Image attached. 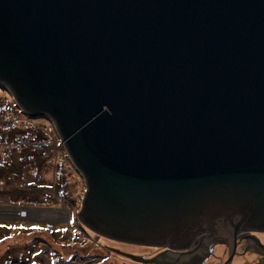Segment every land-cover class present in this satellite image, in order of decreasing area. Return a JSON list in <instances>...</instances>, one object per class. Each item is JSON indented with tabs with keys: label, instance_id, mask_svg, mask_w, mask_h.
<instances>
[{
	"label": "water",
	"instance_id": "water-1",
	"mask_svg": "<svg viewBox=\"0 0 264 264\" xmlns=\"http://www.w3.org/2000/svg\"><path fill=\"white\" fill-rule=\"evenodd\" d=\"M0 88L54 125L96 234L264 248V0H0Z\"/></svg>",
	"mask_w": 264,
	"mask_h": 264
},
{
	"label": "rangeland",
	"instance_id": "rangeland-1",
	"mask_svg": "<svg viewBox=\"0 0 264 264\" xmlns=\"http://www.w3.org/2000/svg\"><path fill=\"white\" fill-rule=\"evenodd\" d=\"M0 100L3 106L8 104L13 108L18 107L12 95L5 91L0 90ZM21 120H19L20 127L18 131L16 129L10 130L9 135H7V132H2L5 137L9 136L10 139L6 138L8 141H11L17 133H21L20 131L24 127L21 125ZM48 120L45 118L34 119L36 125L51 124ZM54 130L56 144L52 142L45 152L39 150L40 146L36 145V151L26 148L20 153L13 152L10 159H3L0 150V210L3 208L4 217H8V211L5 207L11 208L13 205H19V203L21 204L19 206L28 207L31 199L38 201L39 204L43 203L41 204L42 207L49 209V212L60 211L64 213L63 216L61 215L59 218L50 221H41L37 219L38 216L35 214L31 219L23 221L19 218L14 220V218L0 217V224H15L12 225L13 230L11 227L9 229L1 227L0 229V264H123L128 258H120V254L112 249L128 251V253L133 251V254L139 255L155 254L158 250H154L155 248L152 247L134 244L123 245L106 237L102 238L104 241L102 239L99 241L101 235L98 234V237H96L95 233L93 235L87 233L88 236H85L81 235V230L79 240H75L74 237H79V234L78 232L72 233V231L76 226L79 228V222L80 225L82 223L79 216L86 190L81 175L74 170L73 165L65 158L64 148L58 146L59 140L56 136L55 127ZM61 162L63 165L56 169V166L60 165ZM60 167H62L60 173L67 171V176H63L62 182L58 181V187L54 188L57 181L56 173ZM40 186L43 189H39ZM17 222L41 223L45 226H41L43 228L42 232H34L27 239L23 237L17 239L19 237H15L14 232H26L29 229V226ZM31 229H33V226H31ZM9 235L13 236L7 238ZM252 235L259 237L264 243L262 238L264 232H255ZM2 236L7 237L4 239ZM1 238L3 239L1 240ZM11 239L13 240L12 244ZM32 240L34 241L29 244V241ZM244 241H239L240 254H236L234 259L229 256L227 247L217 245L212 264H225L228 259L229 261L232 259L229 264H240L242 261V264H264L260 262V254L250 251L244 252L242 247ZM35 245L36 248H34ZM158 248L168 249L164 246ZM6 259H12L13 261L8 262L5 261Z\"/></svg>",
	"mask_w": 264,
	"mask_h": 264
},
{
	"label": "bare ground",
	"instance_id": "bare-ground-1",
	"mask_svg": "<svg viewBox=\"0 0 264 264\" xmlns=\"http://www.w3.org/2000/svg\"><path fill=\"white\" fill-rule=\"evenodd\" d=\"M11 157V156H10ZM9 157V158H10ZM84 187H85V189H86V185L84 184ZM3 211V209L2 210H0V217H2L3 216V214L1 213ZM21 212H24L25 213V215L27 214L25 211H23V210H20ZM17 212V209H12L10 212H8V217H4V218H8V219H12L14 216H15V213ZM20 212V213H21ZM30 212V214H27V217H26V219H31V217H33L34 216V214L36 215V216H38L37 217V219H39V220H41V221H46V220H53V219H55V218H59L61 215L63 216L64 215V213L63 212H60V211H57V212H49V210H31V211H29ZM17 215V214H16ZM14 220H18V219H14ZM18 223V222H17ZM9 225H10V223H8ZM35 224H40L41 225V223H35ZM229 229V234H228V236L225 238L226 239V241H228L229 240V243H230V246H232L234 243H236V242H238V241H240V240H243L244 239V237L246 236V235H244V234H240V233H245V232H248V230H239V231H237L236 229H234V228H232V227H229L228 228ZM80 230H81V235L83 234V235H85V236H88L87 235V233H89L90 235H93V230L91 229V228H89L88 226H86V224H84V223H81V225H80V222H79V228H78V226H76L75 227V229L72 231V232H74V233H76V232H78V234H79V237H74L75 238V240L76 241H78L79 240V238H80ZM87 230V231H86ZM207 231H210L211 233H212V231L211 230H204V231H201L200 233H198L195 237H194V239H193V241H192V244H191V246L189 247V248H187V249H174V248H172L168 243H165V244H163L166 248H168L169 250H171V251H175V252H186V251H191V250H193V249H195L198 245H199V242H196L195 243V241L201 236V235H203V234H206V233H208ZM252 233H255L254 231L253 232H249V234L251 235V236H254V235H252ZM247 237V236H246ZM254 237H256L258 240H259V242H261V244L262 245H264V243L259 239V237H257V236H254ZM102 238H104L102 235L99 237V241H101V239ZM263 238V240H264V236L262 237ZM246 240H247V242H249V245H248V247H247V250H248V248L249 247H251V252L252 253H257V254H260V255H262V253H259V251L256 249V244H255V242H253L249 237H247L246 238ZM102 241H104L103 239H102ZM113 241H115V240H113ZM117 242V241H116ZM111 243V242H110ZM120 243H122L123 245L124 244H134V243H124V242H120ZM219 244H221L220 243V240H218V242H217V245L219 246ZM76 245H78V243H76ZM117 246H120L119 244H116ZM135 245V244H134ZM138 245V244H137ZM141 245H159V244H139L138 246H141ZM123 247V246H122ZM117 250V249H116ZM234 251V249L232 250V252ZM262 262H264V260H261ZM243 263V261L240 263V264H242ZM234 264V263H233ZM261 264V263H260Z\"/></svg>",
	"mask_w": 264,
	"mask_h": 264
},
{
	"label": "trees",
	"instance_id": "trees-1",
	"mask_svg": "<svg viewBox=\"0 0 264 264\" xmlns=\"http://www.w3.org/2000/svg\"><path fill=\"white\" fill-rule=\"evenodd\" d=\"M7 93H9V92H7ZM0 109L3 111V112H6V113H9V114H12V115H14L15 117H16V119H22V120H25V121H27V122H29V123H32L35 127V130H36V128H37V135H38V139H37V143H41V142H44L45 144H46V147L47 146H49L50 145V143H51V140L54 138V134H53V125H52V123H51V121L50 120H48V121H50V123L51 124H49V125H36L35 124V121H34V119H31V118H29L19 107H16V108H13V107H11L10 105H6V106H3V105H1V100H0ZM19 116H20V118H19ZM46 119V118H45ZM13 129H16L17 131H18V128H13ZM13 129H9V130H5L4 132H7V135H9L8 134V132L10 131V130H13ZM42 129H46L47 130V132L45 133V132H42ZM16 131V132H17ZM21 133H24V132H22V131H20ZM20 133V134H21ZM26 133V132H25ZM18 134V133H17ZM44 134V135H43ZM15 136V135H14ZM6 138L7 139H10L9 138V136H6ZM44 145V144H43ZM42 145V150H43V152H45L46 151V148H45V146H43ZM31 149H33L34 151H36V148L34 147V148H31ZM65 158H67L66 157V155H65ZM64 158V159H65ZM67 160H68V158H67ZM69 162V161H68ZM61 165H63V163L61 162L60 163V165H57V168L59 167V166H61ZM56 168V169H57ZM62 167H60L58 170H57V173H56V175H57V181L55 182V184H54V188H57L58 187V181L59 182H62V177L63 176H67V171H63V172H61L60 173V169H61ZM36 175H37V172H36ZM39 176V175H38ZM61 185H62V183H61ZM60 192V191H59ZM20 204V203H19ZM41 204H43V203H41ZM41 204H39V202L37 201H35V200H29V205H31V206H42ZM22 224H24V225H26V226H29V229H27V231L26 232H18V231H16V232H14L13 233V235H15V237H19V238H17V239H20L21 237H23V238H25V239H27V237L28 236H30L32 233H34V232H42V227L41 226H45V225H43V224H35V223H22ZM12 225H13V223L12 224H8V223H1L0 224V229H1V227H3V228H6V229H9L10 227L12 228ZM31 226H33V229H31ZM12 230H13V228H12ZM73 233V232H72ZM13 235H9L8 237L7 236H2L4 239H5V237H7V238H10L11 236H13ZM3 238H1V240L3 239ZM12 240V239H11ZM16 240V239H15ZM10 241V240H9ZM34 240H32V241H29V244H31L32 242H33ZM13 243V240L11 241V244ZM17 243H19V241H17ZM34 248H36V245L34 246ZM32 249V248H31ZM9 251H11V249H9ZM5 261H8V262H12L13 260L12 259H6Z\"/></svg>",
	"mask_w": 264,
	"mask_h": 264
},
{
	"label": "built area",
	"instance_id": "built-area-1",
	"mask_svg": "<svg viewBox=\"0 0 264 264\" xmlns=\"http://www.w3.org/2000/svg\"><path fill=\"white\" fill-rule=\"evenodd\" d=\"M19 122V119H16L14 115L0 109V150L4 158H9L13 151L20 152L25 148H34L36 145H39L38 149L41 150L43 144L37 143V128L35 130V126L25 120H21V125L24 126L21 130L24 133L16 134L11 141H8L2 134L5 130L19 128ZM42 132L46 133L47 130L42 129Z\"/></svg>",
	"mask_w": 264,
	"mask_h": 264
},
{
	"label": "flooded vegetation",
	"instance_id": "flooded-vegetation-1",
	"mask_svg": "<svg viewBox=\"0 0 264 264\" xmlns=\"http://www.w3.org/2000/svg\"><path fill=\"white\" fill-rule=\"evenodd\" d=\"M246 238L247 237L245 236L244 239H243V241L244 240L245 241L242 244V247L244 249V252H248V251L251 250V247H249L248 250H247V247L249 245V242H247ZM223 241L225 243L220 242L221 244H219V246L222 245L223 247H227V249L229 251V256L231 258L234 259V257L236 256V254H240L239 241L236 242V243H234L232 246H230L229 240L228 241L223 240ZM259 244H260V242H259ZM260 245H262V244H260ZM236 247H237V249H235ZM152 248H155L154 250H158L153 255H146V254L137 255V254H133V251H130L129 253H128V251H120L121 254L119 255V257L120 258H126V259L128 258L127 260H125V262H123V264H208L209 260L212 258V255H209V253L208 254H205V253L204 254H201L200 253L198 255V258L196 260H194V261H191L190 263H182V262L179 261L178 258L173 263L166 256V253H167V251H169V249H160L158 247H152ZM233 249H234V251L232 252ZM256 249L259 251V253H262V255L259 256L261 258L260 259V262H262L261 260H264V250H263L264 248L262 246H256ZM130 255L137 257L142 262H136V261L132 260V258L130 257ZM231 260L229 261V259H228L225 264H229V262H231ZM132 262H134V263H132Z\"/></svg>",
	"mask_w": 264,
	"mask_h": 264
},
{
	"label": "clouds",
	"instance_id": "clouds-1",
	"mask_svg": "<svg viewBox=\"0 0 264 264\" xmlns=\"http://www.w3.org/2000/svg\"><path fill=\"white\" fill-rule=\"evenodd\" d=\"M5 92H9V91H7V90H5ZM28 116V115H27ZM29 117V116H28ZM30 118V117H29ZM45 118V117H44ZM31 119H34V118H31ZM47 119V118H46ZM52 123V122H51ZM53 125V124H52ZM53 129H54V127H53ZM55 131V130H54ZM56 133V132H55ZM38 136V135H37ZM56 136H57V133H56ZM57 138H58V136H57ZM58 140H59V142H58V146H61V147H63V145L61 144V142H60V139L58 138ZM52 142H54L55 144H56V140L53 138L52 140H51V143ZM40 143V142H39ZM42 144H44L43 146H45V148L47 149V147H46V144L44 143V142H41ZM51 143H50V145H51ZM49 145V146H50ZM35 148H37L36 146H34ZM64 148V147H63ZM26 149V148H25ZM37 150V149H36ZM41 150H42V147H41ZM43 151V150H42ZM63 152H65V150H63ZM65 155H66V157L68 158V156H67V154L65 153ZM68 161L70 162V160H69V158H68ZM70 164H71V162H70ZM56 168H57V166H56ZM74 168V167H73ZM74 170H76L75 168H74ZM77 171V170H76ZM78 172V171H77ZM79 173V172H78ZM80 174V173H79ZM81 175V174H80ZM81 178H82V176H81ZM83 179V178H82ZM84 182V181H83ZM83 184H85V183H83ZM39 189H43L42 188V186H40L39 187ZM86 190V189H85ZM86 193V192H85ZM19 205H21V204H19ZM18 205V207H17V212L15 213V216L14 217H16L17 219L19 218V220H24V218L26 219V217H27V215H25V213L24 212H21L20 213V211L19 210H23V211H25L26 213H28V214H30V212L29 211H31V210H42V209H39L38 207H36V206H31V205H29L28 207H23V206H19ZM3 209V208H2ZM5 209H7V211L8 212H10L11 210H12V208H10V207H5ZM45 210H49V209H46L45 208ZM2 213V212H1ZM23 213V215H21ZM3 214V213H2ZM8 214V213H7ZM17 214V215H16ZM26 216V217H25ZM2 217H4V215L2 216ZM18 223H24V222H18ZM27 223V222H26ZM93 233H95L94 231H93ZM261 233V232H260ZM96 234V233H95ZM97 236L96 237H98V234H96ZM104 237V236H103ZM112 240V239H111ZM260 244H261V242H260ZM118 250V249H117ZM119 254H121V253H119ZM134 260V259H133ZM135 261V260H134ZM140 262H142V261H140Z\"/></svg>",
	"mask_w": 264,
	"mask_h": 264
}]
</instances>
